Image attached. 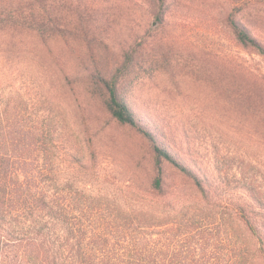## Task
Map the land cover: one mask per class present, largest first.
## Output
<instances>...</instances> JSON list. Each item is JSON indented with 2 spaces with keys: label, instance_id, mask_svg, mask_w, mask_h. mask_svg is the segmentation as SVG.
<instances>
[{
  "label": "rangeland",
  "instance_id": "1",
  "mask_svg": "<svg viewBox=\"0 0 264 264\" xmlns=\"http://www.w3.org/2000/svg\"><path fill=\"white\" fill-rule=\"evenodd\" d=\"M244 2L166 0L159 10L156 0H0V114L18 100L57 122L56 158L39 170L42 186L57 198L63 186L86 187L125 202L126 190L152 185L148 139L117 121L84 78L70 83L61 68L78 75L95 60L111 71L132 46L135 61L120 87L165 143L194 169L226 168L230 181L242 170L264 179V81L254 89L241 75L252 61L264 65V56L226 24L241 7L237 18L264 41V6ZM17 16L42 20L44 35L15 42L8 29ZM224 156L228 166L219 163ZM164 168L168 188L187 191L180 173L168 162Z\"/></svg>",
  "mask_w": 264,
  "mask_h": 264
},
{
  "label": "trees",
  "instance_id": "2",
  "mask_svg": "<svg viewBox=\"0 0 264 264\" xmlns=\"http://www.w3.org/2000/svg\"><path fill=\"white\" fill-rule=\"evenodd\" d=\"M156 1L162 10L166 0ZM244 4L264 6V0ZM239 10L227 14V26L240 44L264 56V41L237 18ZM43 24L17 16L8 32L16 42L44 35ZM136 52L132 46L111 71L95 60L84 62L78 75L61 68L70 83L84 78L117 121L148 139L155 156L152 185L142 192L126 190L125 202L116 193L86 187L63 186L55 197L42 186L39 170L55 161L56 120L50 111L41 119L37 111L23 110L18 100L4 105L0 264H264V179L242 170L230 181L226 168L194 169L171 149L160 126L142 117L120 87ZM245 69L241 75L252 78L254 89L262 86V61ZM165 162L180 173L187 191L168 188ZM227 162L225 156L219 161Z\"/></svg>",
  "mask_w": 264,
  "mask_h": 264
}]
</instances>
